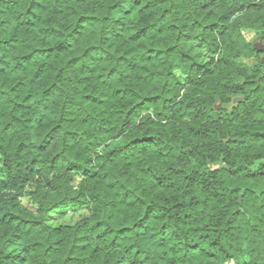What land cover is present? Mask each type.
Wrapping results in <instances>:
<instances>
[{
    "label": "trees",
    "instance_id": "1",
    "mask_svg": "<svg viewBox=\"0 0 264 264\" xmlns=\"http://www.w3.org/2000/svg\"><path fill=\"white\" fill-rule=\"evenodd\" d=\"M229 263L264 264V0H0V264Z\"/></svg>",
    "mask_w": 264,
    "mask_h": 264
},
{
    "label": "rangeland",
    "instance_id": "2",
    "mask_svg": "<svg viewBox=\"0 0 264 264\" xmlns=\"http://www.w3.org/2000/svg\"><path fill=\"white\" fill-rule=\"evenodd\" d=\"M262 42L263 40H261L260 43ZM112 145L113 144L109 145V147ZM86 215L87 212L85 211V209L79 211L73 209H66L64 211L59 210L49 215L50 218L48 220V224L52 226L73 225L80 219L84 218Z\"/></svg>",
    "mask_w": 264,
    "mask_h": 264
}]
</instances>
